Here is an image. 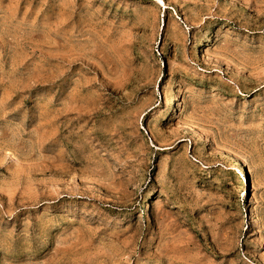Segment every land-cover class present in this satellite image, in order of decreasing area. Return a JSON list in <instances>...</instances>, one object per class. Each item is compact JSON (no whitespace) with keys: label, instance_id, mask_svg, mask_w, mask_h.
Returning a JSON list of instances; mask_svg holds the SVG:
<instances>
[{"label":"rangeland","instance_id":"rangeland-1","mask_svg":"<svg viewBox=\"0 0 264 264\" xmlns=\"http://www.w3.org/2000/svg\"><path fill=\"white\" fill-rule=\"evenodd\" d=\"M0 264H264V0H0Z\"/></svg>","mask_w":264,"mask_h":264},{"label":"bare ground","instance_id":"bare-ground-1","mask_svg":"<svg viewBox=\"0 0 264 264\" xmlns=\"http://www.w3.org/2000/svg\"><path fill=\"white\" fill-rule=\"evenodd\" d=\"M205 41H206V40H205ZM207 41H208V40H207ZM178 100H179V98H178V90L176 89V90L174 91V93H173L172 101H174V102H178ZM187 123H188L191 127L195 128V126H194L191 122H187ZM194 134L197 135V133H196V129H194ZM220 148L223 149V150H226V148H224V147H222V146H220ZM234 170H235L234 173H235L237 176H239V177L242 176V178H240V179H241V182L243 183V186L241 187V189H242V188L245 189V185L248 184V183H247V177H246V175H245V173H244V171H243L241 165L238 164L237 162H235V168H234ZM244 194H245V192H244Z\"/></svg>","mask_w":264,"mask_h":264}]
</instances>
